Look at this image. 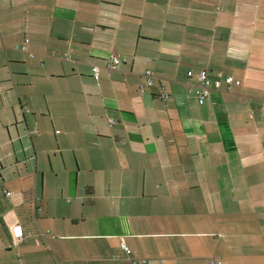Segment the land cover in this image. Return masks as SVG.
I'll return each instance as SVG.
<instances>
[{
	"label": "crops",
	"instance_id": "1",
	"mask_svg": "<svg viewBox=\"0 0 264 264\" xmlns=\"http://www.w3.org/2000/svg\"><path fill=\"white\" fill-rule=\"evenodd\" d=\"M263 104L264 0H0V264H264Z\"/></svg>",
	"mask_w": 264,
	"mask_h": 264
},
{
	"label": "built area",
	"instance_id": "2",
	"mask_svg": "<svg viewBox=\"0 0 264 264\" xmlns=\"http://www.w3.org/2000/svg\"><path fill=\"white\" fill-rule=\"evenodd\" d=\"M119 64V58L116 55H111L108 63L105 65V69L108 72H112L117 69ZM100 69L96 66L92 67V77L95 82L99 80ZM188 80L195 79V83L190 85L191 91L195 96L198 105L202 106L210 97L212 91H222L225 93L231 92L234 86L238 87L240 81L235 80L232 77H226L223 80L212 81L209 78V73L207 70H200L196 75L189 71L186 74ZM145 82L140 85L139 93L142 94L146 88L153 86L154 77L150 71H146L143 75ZM160 96L165 99L166 95L161 93ZM264 109V104H263ZM10 237L14 241H19L23 235L24 231L21 226H13L9 229ZM220 264V263H217Z\"/></svg>",
	"mask_w": 264,
	"mask_h": 264
}]
</instances>
